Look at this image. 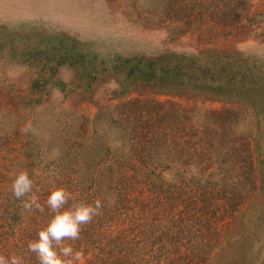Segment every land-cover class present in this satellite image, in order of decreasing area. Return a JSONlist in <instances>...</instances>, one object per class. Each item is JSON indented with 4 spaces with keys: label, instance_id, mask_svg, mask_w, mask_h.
<instances>
[{
    "label": "rangeland",
    "instance_id": "374dc122",
    "mask_svg": "<svg viewBox=\"0 0 264 264\" xmlns=\"http://www.w3.org/2000/svg\"><path fill=\"white\" fill-rule=\"evenodd\" d=\"M236 3L222 22L191 0H0V200L16 198L18 172L33 181L31 193L0 206V247L25 242L23 224L45 214L24 206L32 195L47 206L63 187L70 199L96 193L111 206L95 175L127 159L126 113L176 110L195 158L164 147L137 161L134 202L115 210L113 228L133 232L145 213L175 212L173 230L161 222L165 253L137 264H264V0ZM137 60L162 77L135 72ZM176 63L192 73L182 83L165 79ZM75 250L64 259L87 264Z\"/></svg>",
    "mask_w": 264,
    "mask_h": 264
},
{
    "label": "trees",
    "instance_id": "16d2710c",
    "mask_svg": "<svg viewBox=\"0 0 264 264\" xmlns=\"http://www.w3.org/2000/svg\"><path fill=\"white\" fill-rule=\"evenodd\" d=\"M191 2L193 5L199 6L201 10H210L211 13H213V16L219 18L222 22L227 20L229 15L232 14L240 4L236 3V0H191ZM134 65L136 67L133 70L135 72L139 71L148 79L157 81V79L159 80L162 77L161 73L159 74V72H156L157 68L155 63L149 62L145 63L144 66H139L137 60ZM161 69H163V67L160 68V70ZM182 69V65L178 63L174 65L172 64L166 70L167 76L165 79H170V82H184L183 77L187 76L190 78L192 73L188 70ZM137 111V118H131L130 120L128 113H126L125 118L126 121L131 124L132 133L130 135L132 137L130 136L129 138L131 153H127V159H125L124 156L125 162L123 163L118 161L115 163V166H106L103 164L102 171L98 172L97 170L95 175V191L96 189L103 187L102 185H105L106 189L108 188L110 190V194L115 200L112 202L113 204L108 206L105 201L107 198H99V195L93 191L95 194L94 199L89 198V195L85 200H83L82 197H75V199H69L68 203L64 206L69 207L74 202L78 201L94 205L97 201L100 202V200H103V202H101L102 205L99 214L94 216L89 223L81 225L78 239L69 240L68 242L72 243L70 246L72 247L73 252L76 251V248L82 249V254L87 256V264H137V262L141 260V258H137L140 255H146V252H148V255H152L153 251L156 256L157 254L155 252L157 251L164 254V250L161 251V249H164L167 242L161 241L160 236L163 234L162 228H165L166 226L161 222L164 219H170V228L172 229L176 226L175 224L177 221L181 219L179 214L175 215V212L169 216H166L165 214L157 215L156 213L151 221L145 218L147 217L145 213L143 214L145 217L142 218L144 227L139 230L132 232L131 229H128V231L123 232L122 230V232H119L118 229L113 228L114 219L117 214L115 210L119 214H122L120 207H124L128 211L132 206L130 202H134L133 198L130 201V195L137 190L135 182H138V179L134 176L136 172L141 169L139 164H137V161L144 162L148 160L154 155V153H158V151L162 150L164 147L165 150L179 147L181 152L182 149H184L186 150L185 152L188 153L189 158H195L197 154L194 145H187L188 139L185 137V134L188 135V131L186 130L187 126L185 125L184 119L180 117L181 114L179 113V115L176 110H174L176 114H174V111H171V113H162L161 116L154 117L155 119L149 116H143L144 113L142 112V109ZM225 119L227 118L220 117L219 120L225 123ZM177 151L179 150L177 149ZM129 171L133 172L130 173ZM98 179H104L105 183L102 184V181H98ZM83 188L84 187H82V189ZM85 189L87 193V188ZM15 200L17 199L9 195V197L0 200V206H12L13 201ZM123 202L127 204V206L123 205ZM40 204L46 210L45 214L40 218H37L38 214H34L31 220L27 221L26 224H23L25 226L27 225L28 233L26 232V229L22 230L21 228L20 230L22 235H27V240H25V242L21 241V243L15 244L13 247L11 245L9 247L4 243L3 246L0 247V255L9 258L8 256L11 253L12 255H10V258L13 256L18 257L21 264H39L37 255L29 250L28 243L37 238L38 231L46 227L54 215L47 204V206L43 205L42 202H40ZM5 216V214L0 213V219L4 222ZM0 225H3V223L0 222ZM164 235L166 234L164 233ZM155 242L158 246L156 248L151 247ZM64 246L69 245L66 244ZM57 250L59 251V248ZM64 258L67 259V257ZM171 261L172 260H170V262Z\"/></svg>",
    "mask_w": 264,
    "mask_h": 264
},
{
    "label": "clouds",
    "instance_id": "9594fccd",
    "mask_svg": "<svg viewBox=\"0 0 264 264\" xmlns=\"http://www.w3.org/2000/svg\"><path fill=\"white\" fill-rule=\"evenodd\" d=\"M32 188L33 181L27 172L20 171L15 174L12 192L16 198L28 195ZM69 199V193L63 187L53 188L47 197L46 203L54 215L47 226L38 231L37 238L28 243L29 250L37 255L39 264H70L64 257H73V249L71 246H64L62 242L66 239H78L81 225L89 223L99 214L101 208L99 201L94 205L78 201L64 207ZM24 206L29 209L35 206L42 210V205L35 195L25 201ZM74 259L78 260L79 254H76ZM0 264H21V261L15 256L9 259L0 255Z\"/></svg>",
    "mask_w": 264,
    "mask_h": 264
}]
</instances>
